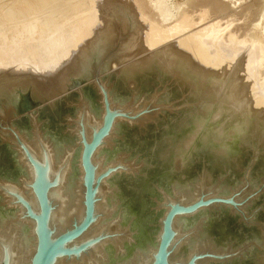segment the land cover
<instances>
[{"label": "rangeland", "instance_id": "rangeland-1", "mask_svg": "<svg viewBox=\"0 0 264 264\" xmlns=\"http://www.w3.org/2000/svg\"><path fill=\"white\" fill-rule=\"evenodd\" d=\"M140 1L142 0H0V75L4 74L0 77V90L5 89L0 92L2 93L0 99L3 98L0 100V142L3 144L0 150L6 166L10 169L15 166L10 151L17 150L15 136L7 128L10 123L13 122L18 129L28 131V137L25 134L24 136L25 140L30 141L41 136V131L38 133L33 125L34 119H38L47 130V136H52L56 132L61 134V138L67 137L71 143L75 140L71 146L75 145L76 141H80L78 134L80 126L77 122L79 117L84 116L85 108L87 109L83 99L91 101L94 111L95 108L96 111H104L105 92L108 93L109 88L110 92L115 94L117 102L121 99L125 101L121 104L123 108L117 109L122 113L117 117V121L120 122L115 138L119 143L118 148L116 147L118 153L127 149L129 151L131 147L140 149L143 154L147 151L146 148L153 149L157 152V158L150 164L149 172L153 173V169L160 167L171 171L163 175V181L165 180L169 186L176 183L192 186L193 190L190 193L186 195L178 193L179 198L193 200L201 192L215 193L219 192V189L230 194L236 205L228 207L215 204L214 209L210 211L209 219L204 222L206 232L215 238L210 239V242L220 249L218 253L208 254H212L218 260L212 264H226L224 260L233 256L235 258L231 264H256L254 261L256 256H249L246 259L248 255L245 251L254 244L253 241H257V246L253 245L256 250H259V246L264 248V0H165L167 6H171L170 12L165 9L168 13L164 11L165 15L161 8L158 9V3V7L154 5L159 0H143L142 4ZM114 8L116 10L114 15L107 13V10ZM137 31L146 45H152L150 49L145 50H150L149 53L142 50L136 55L135 52L130 53L129 46L127 49L126 43L133 44L134 41L131 43L130 40H134L136 36L133 35H137L135 33ZM186 42H189L192 48L188 44L190 47L187 45L188 48L186 47L184 51L185 48L183 49L181 44ZM193 48L196 52L191 50ZM180 49L185 53L179 52ZM176 51L178 52L175 54ZM124 53L127 59H123ZM180 53L182 56L177 55ZM90 54L91 66L87 68L92 70L90 76L87 77L88 74L74 76L69 72L66 76L68 78L72 76L68 82L66 80L67 84L66 76L64 81L56 78L63 71L61 69L69 65L65 63L70 61L73 65L76 62L75 66L80 65L78 68L80 73L85 64H88ZM198 54L199 56L204 54L202 56L205 60L203 57L199 60V56L196 57ZM189 55L195 56L189 58ZM107 56L108 60L105 59ZM182 58L185 60L180 62ZM201 60H204L205 64H202ZM62 61L64 67L61 66ZM56 64L60 69L55 66ZM20 65L21 68L23 66L22 69ZM51 66L53 70L50 69ZM54 67L57 68L54 70ZM45 70L48 75L46 72L42 73ZM50 70L61 72L54 73ZM17 72L19 75L23 74L19 76ZM52 73L56 76H51ZM25 74L27 75L23 77ZM54 78L57 79L55 83ZM96 78H99L102 86ZM34 79L35 83L39 81L37 85L33 83ZM56 83L62 90L55 85ZM49 85L57 87V94L53 93L55 96L44 100L33 96L31 92L33 86H42L41 89L37 87L39 89L34 91L37 93L40 91V95L45 92L47 96L49 93L50 96L56 88ZM227 86L231 89L233 86L237 88L242 86L240 90L238 89L239 98L229 99L231 89L227 90ZM17 87L26 90L18 89L19 98L16 103L14 102L16 111L11 114L12 106L6 97L8 91L14 88L12 93H15ZM60 91L63 92L59 93ZM232 103L234 106L241 104V107L239 106L241 112L234 106L233 109ZM208 104L212 105L213 109L207 114L204 110ZM218 113L223 114L218 116ZM204 117L210 120V125L201 133L200 138L198 137L193 153L187 156L185 164L180 169H174L175 160L180 154L175 156L174 162L169 166L162 155L161 158L158 157L160 143L163 142L162 145L166 146L164 149H174L177 144L182 145L193 133L195 128L193 120ZM241 119H247L243 139L241 135L233 133V130L236 132L235 127L232 130L235 121L239 123ZM95 120L97 118L93 114L90 116L87 114L85 117L88 136L89 132H92ZM222 124L226 126L220 129ZM229 124L232 127H228ZM218 137L221 143L217 145ZM223 144L229 146L228 160L211 152L213 147L215 151ZM114 148L115 145L112 149ZM182 150L184 152V147ZM136 158V163L142 165V159L138 158V154ZM17 159L16 156V161ZM133 162L129 156L127 164L133 165ZM138 165L137 168H140ZM77 170L76 168V172ZM134 173H139L138 169ZM154 176L145 181L148 184L149 195L146 199L147 204H153L155 210L152 213L148 210L145 215L155 216L156 223L158 204H154L152 200L160 198L158 189L161 188L162 180L161 182L155 180ZM125 200L126 204L128 202L134 204L129 197ZM127 205L130 207L129 203ZM137 210L138 208L133 205L129 208V215L133 217ZM214 218L219 219L216 221ZM145 222L152 223L151 216H148ZM245 232L255 234L259 239H246ZM201 236V231L198 230L196 237L192 236L185 244L183 243V247L175 253V260L188 258L189 250L194 248L197 242L191 241L194 237L195 239L198 237L197 240L201 242L209 241L208 239L204 241ZM227 247H231L232 250L227 251ZM240 254L242 255L239 256ZM243 255L246 256L245 259ZM250 259L253 262H248Z\"/></svg>", "mask_w": 264, "mask_h": 264}, {"label": "bare ground", "instance_id": "bare-ground-1", "mask_svg": "<svg viewBox=\"0 0 264 264\" xmlns=\"http://www.w3.org/2000/svg\"><path fill=\"white\" fill-rule=\"evenodd\" d=\"M142 1H140L141 4L143 3ZM157 3H158L159 7L157 6ZM167 4L168 3H166L165 0L164 1L159 0V1H156V4H154V5L157 6L158 9L161 8V11L163 13H164V11L167 13V11L168 12L171 11L169 9V8H171V6L170 5L167 6ZM110 7H112V6H110ZM135 9H137V7ZM138 9H139V7H138ZM107 11H108L107 13H109L110 15H114L116 13L115 8L110 10V11L109 10H107ZM103 12H104V14L106 13L105 11H103ZM141 12H143V9L141 10ZM159 14H160V11H159ZM164 15H165V13H164ZM164 15H162V16L164 17ZM105 16H107V15H105ZM101 32H102V30H101ZM103 33H105V31ZM106 33H110V32L106 31ZM135 33L137 35H133V36H136L134 38V40H130L131 43H132V41H134L133 44L131 45V44L126 43V45H127V49H128V46L130 47L129 48V51L131 49L130 53L132 52L134 54V52H135V54L137 55V54H139V51H141V52H142V50L145 51L146 49H148L152 45H146V43H144V41L141 40V36H139L140 33L138 31ZM96 34H97V32H96ZM30 35H31V33H30ZM104 36H107V34H104ZM110 36H112V35H110ZM254 38H256V37H254ZM106 40H107V38H106ZM87 44L88 43H86V45ZM188 44H189V42L181 44V46H183V49L185 48L184 51H186V47ZM190 44H191V41H190ZM189 45H188V47L191 46V45L190 46ZM81 46H79V47H81ZM86 47H88V46H86ZM256 47H257V45H256ZM125 48H126V46H125ZM190 48H192V46ZM190 48H189V50H190ZM181 49H182V47H181ZM181 49L179 52L183 53V51ZM258 49H259V47H258ZM260 49L262 50L261 46H260ZM191 50L195 51L194 48ZM9 51H10V49H9ZM82 51H83V49H82ZM95 51L96 50H93V52H95ZM136 51H138V52L136 53ZM149 51L150 50H147L145 52L149 53ZM74 52H76V50ZM177 52L178 51H176L174 53L176 54ZM190 52H188V54H190ZM125 53L123 55V59L124 58L127 59V56H126L127 53L126 54ZM182 53H180L181 55L180 54H177V55L182 56ZM201 53L202 52H200V54ZM74 54H76V53H74ZM202 55L204 56V54H202ZM202 55L199 56V54H198V55H196V57L199 56L198 59L200 60V59H202L201 57H203ZM98 56H99L98 58H100V54H98ZM128 56H130V54ZM146 56H147V54H146ZM189 56H187V57H189ZM194 56L195 55L190 56L189 58H191V57L194 58ZM255 56H257V55L255 54ZM184 57L185 56L183 55V58ZM75 58L76 57H74V59ZM108 58H109V56H107L105 59L108 60ZM183 58L180 60V62H183L185 60ZM91 59H92V54H90V56L88 58V64L87 63L85 64V67L80 70V73L78 72V70H79L78 68L80 65L75 66V64H76L75 61H77V60L73 61V62H75V64L73 65L72 62L70 61L71 59H69V61L71 63L66 62V59H65V62H66L65 64L69 63V65H67V67H65L64 69L61 67L62 68L61 71L62 70L63 71L61 72L59 70L61 72L60 74H58L59 76H56L54 74L57 70L51 71V70H53L51 68L54 65L51 66L50 72H54V73H52L53 75H51V76L55 75L59 81H64L63 79H65V76L69 72H71L72 75H74V76L88 74L87 75V77H88L92 74V70H90V68L87 70V68L91 66ZM148 59H150V58H148ZM203 59L205 60V57H203ZM72 60H73V58H72ZM107 60H106V64L108 65ZM204 60H201L202 64H205V62H203ZM206 60H207V58H206ZM144 61H147V60H144ZM150 61H151V59H150ZM28 62L29 61H27V63ZM62 63H61L62 64L61 66L64 67V62L62 61ZM206 63H207V61H206ZM256 63H257V61H256ZM58 64H60V63H58ZM251 64H253V63H251ZM29 65H32V64H29ZM55 66H57V64ZM57 67H54V70ZM20 68H21V65H20ZM22 68H23V66H22ZM27 68H28V66H27ZM36 68H38V66ZM24 70H21V71L24 72ZM46 70L44 72L42 71V73L45 74ZM74 71L77 74L76 73L74 74L73 73ZM94 71L97 73V70H95V68H94ZM36 72H37V70H36ZM39 72H37V73H39ZM48 72H46V75H48ZM58 72H56V73H58ZM24 73H26V72H24ZM22 74H20V75H22ZM40 74H41V72H40ZM44 74H42V75L44 76ZM1 75H0V77H1ZM7 75H5L6 78H8ZM17 75H19V73ZM17 75H16V77H17ZM26 75L27 74L23 75V77H25ZM46 75H45V77H47ZM8 76H10V74ZM12 76L14 77V75H12ZM33 76H36V75L33 74ZM13 77H12V79H13ZM49 77H48V79H49ZM66 77H67V79H65V82H66V80L68 82L70 77L69 78H68V76H66ZM213 77H215V76H213ZM37 78H39V77H37ZM56 78H54V83H55ZM44 79L42 78V80H44ZM57 79H56V82H57ZM4 80H2L1 82L3 83ZM29 80L27 79V81H29ZM47 82H49V81H47ZM47 82H45V83H47ZM65 82H64V85H65ZM67 82H66V84H67ZM98 82H100V81H98ZM33 83H35V79H34ZM36 83H39V81L38 82L36 81ZM36 83H35V85H37ZM40 84L42 85V83H40ZM49 84H51V83H49ZM100 84H101V82H100ZM47 85L48 84H46V86ZM51 85H49V87ZM55 85H57V83ZM227 85H231V83L230 84L228 83ZM2 86L3 85H1V87ZM59 86L57 85V87H59ZM101 86H102V84H101ZM103 86L105 88L107 87L104 83H103ZM235 86H233L232 89L229 86H227V88H226L227 90H228V88L231 89L230 95L228 97L229 99L239 98L238 97L239 96V90L242 86H240V88L239 87L237 88ZM25 87H27V86H25ZM37 87H39L41 89L42 86L41 87L40 86L31 87V92H32L33 96L37 99H43L44 100L45 98H50V97L55 96L57 94L56 92H58L57 87H55L53 85L51 87L56 88V91H55V89H54L55 92L51 91L52 94L50 93V96H49V93H47L48 96L45 95L44 94L45 92L43 93V95H40V93H39L40 91L38 92L39 93V95H38L37 91L36 92L34 91L36 89L37 90L39 89ZM44 87H45V85H44ZM19 88H22V87H17V89L15 90V93H12L14 90V88H13V89H11L10 92L8 91L7 97L5 95V97L7 98V100L10 101L9 103L12 106V110H10L11 114L14 113L13 111L16 109V108H14V105L18 101V98H19V92H18ZM63 88H65V87H63ZM22 89L26 90L24 88H22ZM46 89H47V87H46ZM107 90H108L107 94H108V100H109L110 107L112 109H116V110L123 108L121 106V104L124 103L125 101L123 99H121V100H118V102H117L115 100V94L111 93L109 88H107ZM2 91H5V89ZM2 91L0 90V92H2ZM44 91H45V89H44ZM63 91H60L59 93H61ZM53 93H56V94L53 95ZM1 94L2 93H0V95ZM245 97H246V95H245ZM240 98H241V96H240ZM2 99H0V100H2ZM117 99H119V98H117ZM223 99H225L224 96H223ZM83 100H85V102H86V103L84 102V104L87 107V109L84 107L85 108L84 116L82 118L79 117V119H78L77 123L80 126L79 133H78L79 137H80V141L79 140L76 141L75 145L71 146V144L73 142H75V140H73V142L71 143V140L69 141L67 137L61 138L60 137L61 134H58L56 132H54V133L52 132L53 133L52 136H47L46 135L47 130L43 128V125L40 124L38 119H34L35 123H33V125L36 128L38 133L41 131V133H40L41 136L38 139H37L38 136L34 139L29 138L30 141L32 140V143H30L31 145L29 144L30 141H28V139L25 140L26 137L24 136V134L27 136L28 131H23L20 128L18 129V127L15 126L13 122L10 123V125H8L7 128L15 136L14 143L17 144V145H15L17 150H11L10 151V153L13 157V162L15 161L14 162L15 166L11 169L6 166L7 163H6L5 159H3V154L1 153V150H0V264H31L33 255H34L36 248H37V241H38L37 220H36V218L33 217V215L35 216V215H38L40 213L39 202H38V199L35 195V191L33 189V183H34V180L36 177V169H35L33 163L29 160V158L26 154V150L29 152V154L34 159V161L38 162V164H40L41 166H43L45 168L47 185L49 187L48 188L49 189L48 190V197H49V201L51 204V214H50V220H49L51 238L55 239L60 234L64 233L67 230L73 229L76 225H79L82 222L84 215H85V185H84V169L82 166L83 142H82V136L80 134V131L84 129L85 139L90 140L92 137L93 130L98 128V126L101 124L102 119H103V112H104L101 110L96 111V108L94 111V106L91 103V101H88L86 99H83ZM227 102H228V100H227ZM212 105H213V103H212ZM212 105L208 104V107H206L207 109L204 110V111H207V114H208V112L211 113V111L213 109ZM233 106H234V103H232V108L235 109L234 107H236L238 109L239 106L241 107V104L239 106H234V107ZM3 110H5V109H3ZM103 110H104V108H103ZM219 111H221V109ZM239 111L241 112V109ZM236 112L237 111H235V113ZM3 113H5V111ZM87 114H88V116H90V114H93L97 118V120L94 121L95 125H93L94 123L91 124L94 127H92V132L91 133L89 132V136L87 135L86 125H85V117H87ZM222 114L220 115L218 113L217 115L222 116ZM97 115H99V116H97ZM211 116H214V115H211ZM243 117H244V115H243ZM243 117H241V118H243ZM18 118H20V117H18ZM245 118H246V116H245ZM117 120H118V118H116L115 123L113 125V128L111 129V132L104 139L103 144H101L97 148V150L94 152L93 157H92V161H93V164L95 166L96 178L102 174L107 173V175H105L103 177L102 181L100 182V184L98 186V191H97L98 200L96 202V219L87 231H85L80 237H78L77 239H75L73 242H71L69 244V247H74V248H77L83 244H88V246L85 249L81 250L79 253L72 254L70 256H67V255L60 256L54 264H142V263L144 264V263H150L154 258V254L156 252V245H157V242L159 240V235L161 233L160 230L162 228V219H163V216H164V213L166 210L163 208L161 209L158 206L160 210L158 209V211H157L158 220L156 221V223H155V219H156L155 216H152L149 214L145 215L147 206H145L143 203L145 201L144 197L147 194L146 191H147V185H148V184H146L145 179L146 180H148V178L150 179V177L152 176L153 173L148 172V174H151V175L146 174L148 167L145 164L146 161H144V158L141 157V156H144V154L139 151L140 149L137 150L136 147H133V148L131 147L129 149V151L127 149V150H124L122 153H118L116 147L118 148L119 143H118V139L116 140L115 138L118 135L116 132L119 131L120 122ZM246 120L241 119V122L238 120L239 123H236L237 121H235V124H233L235 126H233V128H232V130L234 129V127L236 128V132H234L235 130H233V133L235 135H238V136L241 135L242 139L245 136L244 134H246V129H245L246 125H247L245 123ZM209 121L210 120H207L206 117H204L203 119H199V118L194 119L193 122L195 124V128L193 130V133H191L189 138H187L183 141L182 145L177 144L176 146H174V149H167V148L164 149L165 145L164 146L162 145L163 142L160 143V145H158V147L160 149V155H162L164 157L165 162L168 163V165H171V162H174L175 156L180 154L177 156V158L175 160V163H176L175 166L176 167L175 166H174L175 168L173 167L174 169H177V168L180 169L182 167V165L185 164L187 156H189L193 153V151L196 147V144L198 143V137L200 138L201 133L204 132V130H206L209 127V125H210ZM223 124L220 126V129L223 128V126L227 125V123H225L226 125H223ZM229 126L232 127V125H230V124L228 125V127ZM4 130H6V129H4ZM229 130L230 129H228V131ZM1 132H7V131H1ZM170 139H171V137H170ZM218 139H219V141L216 138L217 145L221 143V140L219 137H218ZM165 140H167V139H165ZM1 145H3V144L0 142V146ZM22 145L25 146L26 150L22 147ZM114 145H115V148L112 149ZM182 147H184V152L182 150ZM9 148L11 149V146H9ZM214 148L215 147H213L211 149V152L219 154L222 157L227 158V160H228V158H230L229 157L230 151H229L228 145H225V144H223L221 146L219 145L215 151H214ZM16 151H17V155H16ZM133 154H135V157H133ZM136 154H138L139 159L140 158L142 159L141 160L142 165L141 164L138 165L136 163V161H137ZM208 155H210V154H208ZM16 156L18 157V159H17L18 161H16ZM129 156L132 157V159L134 161L133 165L127 164V161H129ZM151 156H152V154H151ZM152 158H153V156H152ZM17 162H18V164H17ZM137 165L140 166V168H137ZM76 168L78 169L77 170L78 172H76ZM137 169H138L139 173H134ZM128 172H131V173L128 174ZM121 177H122V179H121ZM163 178L164 177L161 173L160 179L162 181H163ZM161 180H160V182H161ZM163 182L165 183L163 185H168V183L165 180ZM152 183L153 182H151V184ZM170 186L172 187V189L177 194L180 193L181 195H186L193 190L192 186L189 184H186V186H185V185H183V183L182 184L176 183V184H173ZM128 189L132 190L131 191L132 193H128ZM222 191H223V189H219V192H222ZM118 197H119L120 202L118 201ZM127 197H131L135 200V202H138V204H139L138 206L141 205L140 208H138V210H137V214H135L133 217H131L129 215V208H131L132 206L130 205V207H129L127 205L128 203L127 204L125 203V202H127V200H125ZM161 200L163 201V199H161ZM161 205H164V202H161ZM142 206H143V208H142ZM214 206H216V205H213L210 208L202 209L198 212V214H193V215H188V216L187 215H179L175 219L173 226H174V230H175L176 234L174 237V241L172 244V251H171V255H170V262L171 263H175V262L179 261V259L175 260V258H176L175 253L177 251H179L183 247L182 246L183 243L185 244L190 238H192V236L196 237V235L198 234V230L201 231V235H202L201 238L204 241L207 239L209 241L208 242H206V241L201 242V240H197L198 237L196 239L194 237L191 241H193V243H195L196 241L197 242L195 243L194 248L189 250L188 258L190 256H192L193 254L199 253L202 251L203 252L206 251L207 253H212V254L218 253L220 251V249L217 248V246L214 243L210 242V239L213 240L215 238L212 237L208 232H206L205 225H204L205 220L209 219L210 211ZM228 207H231V205H228ZM148 216H151V219L153 221L150 224L145 222V219ZM252 217H253V215H252ZM218 219L219 218H214V220H216V221H218ZM244 237L246 239L252 238L253 240L259 239L258 237H255V234H250L247 232L244 233ZM253 242H254L253 245L257 246L256 245L257 241H253ZM253 245H251V247L249 245H247L250 248L248 249V251H245V254L248 256L246 257L245 255H243L244 259H245V257H246V259H248L249 256H256V258L254 257V261L256 262V264H264V248L262 246H259V248H258L259 250H256ZM113 249H115L116 251H113ZM130 249H133V251L131 253L129 252ZM228 250L229 251L232 250L231 247H227V251ZM241 255L242 254H240L239 256H241ZM234 258H235V256H233V258L227 257V259H225L224 262L226 264H228V263L231 264L232 261L234 260ZM214 261L217 262L218 260L216 258H214L213 256L209 255L205 259H199L197 261V264H203V263H207V262H208V264H212V263H214ZM248 262L251 263L253 261L250 259Z\"/></svg>", "mask_w": 264, "mask_h": 264}, {"label": "water", "instance_id": "water-1", "mask_svg": "<svg viewBox=\"0 0 264 264\" xmlns=\"http://www.w3.org/2000/svg\"><path fill=\"white\" fill-rule=\"evenodd\" d=\"M97 81H100L97 78ZM105 110L103 114V119L101 124L93 130L92 137L90 140L85 139V131L84 129L80 131L82 136L83 142V151H82V166L84 169V185H85V215L82 222L79 225H76L73 229L67 230L64 233L57 236L55 239L51 238V231L49 227V220L51 214V204L48 197V185L46 180V173L45 168L38 164V162L34 161L31 157L29 152L25 149V146L22 147L26 150V154L29 160L33 163L36 169V177L33 183V189L35 191V195L38 199L39 206H40V213L38 215H33L34 218L37 220V233H38V241H37V248L33 255L31 264H54L56 260L63 255L70 256L72 254L79 253L81 250L85 249L88 244H83L77 248L69 247V244L73 242L75 239L80 237L85 231H87L90 226L94 223L96 219V202L97 198V191L100 182L102 181L103 177L107 175V173L102 174L96 178L95 166L92 161V157L94 152L97 148L103 144L104 139L109 135L115 120L118 116L122 115L121 112L117 111L116 109H112L109 104V100L107 97V93L105 92ZM124 115V114H123ZM144 156L145 164L147 165V175L150 171V164H153L152 161H156L157 152L153 149L150 150L146 148ZM147 154V155H146ZM153 158H152V156ZM146 155V157H145ZM158 157L161 158V155L158 154ZM149 164V166H148ZM168 165V163H167ZM169 166V165H168ZM157 167V166H156ZM154 168V167H153ZM149 170V171H148ZM168 171L164 170L163 168H155L153 169V174L150 179L155 177V180H161L160 176L165 175ZM109 173V172H108ZM171 173L168 172V174ZM161 188L158 190L160 191V198L153 199L152 201L154 204H158V206L162 209H165V213L162 219V228L161 233L159 235V240L156 245V252L154 254V258L150 263L144 264H197V261L204 256H209L212 254L206 253H195L187 259H183L177 261L175 263L170 262V255L172 251V244L175 237V230H174V222L175 219L179 215H193L198 214V212L205 208H210L215 204H222V205H236L233 197L230 194H227L225 191L222 192H211L205 193L201 192L198 197H195L193 200H186L179 198L180 196L172 189L169 185L165 184L163 181L161 182ZM128 189V193H132ZM164 191V192H163ZM148 193V191H147ZM128 196V195H127ZM147 197L148 194L144 197V205L146 207V211H150L152 213L155 208L153 204H147ZM131 198V197H129ZM133 203L128 202L132 207L133 205L137 208L138 202H135L133 198H131ZM163 199V201L161 200ZM161 202H164V205H161ZM142 204V205H143ZM153 207V208H152ZM159 207H157L156 212L158 211ZM143 208V206H142ZM160 210V209H159ZM32 216V215H31ZM133 249H130L129 252L131 253ZM143 264V263H142Z\"/></svg>", "mask_w": 264, "mask_h": 264}]
</instances>
